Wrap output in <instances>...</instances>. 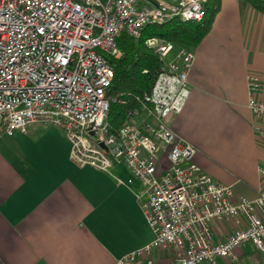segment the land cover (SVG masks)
<instances>
[{"label": "built area", "instance_id": "built-area-1", "mask_svg": "<svg viewBox=\"0 0 264 264\" xmlns=\"http://www.w3.org/2000/svg\"><path fill=\"white\" fill-rule=\"evenodd\" d=\"M206 0H0V133L41 122L60 127L72 160L108 171L123 161L131 169L154 237L113 264H240L253 252L264 264V185L255 198L236 194L194 161L196 147L169 125L189 95L191 47L166 37L145 44L161 65L151 91L128 110L116 131L109 122L110 56L123 51V32L138 39L150 23L199 20ZM253 128L264 148V73L247 76ZM264 175V156L259 166ZM258 252V253H256ZM261 255H263L261 257Z\"/></svg>", "mask_w": 264, "mask_h": 264}, {"label": "crops", "instance_id": "crops-1", "mask_svg": "<svg viewBox=\"0 0 264 264\" xmlns=\"http://www.w3.org/2000/svg\"><path fill=\"white\" fill-rule=\"evenodd\" d=\"M158 1L174 0H143ZM191 48L190 92L167 121L196 147L193 159L204 171L255 198L264 185V148L247 103V76L264 73V11L246 0H220L209 31ZM70 150L55 125L0 133V264H113L153 239L138 198L144 185L128 182L127 164L104 171L75 163ZM247 255L240 264H254Z\"/></svg>", "mask_w": 264, "mask_h": 264}, {"label": "trees", "instance_id": "trees-1", "mask_svg": "<svg viewBox=\"0 0 264 264\" xmlns=\"http://www.w3.org/2000/svg\"><path fill=\"white\" fill-rule=\"evenodd\" d=\"M264 11V0H246ZM220 0L204 2V16L199 20H182L178 17L162 23H150L143 29L140 38L135 39L127 32L118 38L123 53L119 57L110 56L114 69L109 93L118 94L120 100L111 104L109 122L116 131L122 125L128 110L140 105V98L149 91L155 81L161 60L157 53L147 47V36L159 34L168 40L193 47L209 31L213 17L219 9Z\"/></svg>", "mask_w": 264, "mask_h": 264}, {"label": "rangeland", "instance_id": "rangeland-1", "mask_svg": "<svg viewBox=\"0 0 264 264\" xmlns=\"http://www.w3.org/2000/svg\"><path fill=\"white\" fill-rule=\"evenodd\" d=\"M141 3H143V0H141ZM256 253H258V252H256ZM252 254H253V252H248V255L244 257L246 262H249V261L253 260V258H252L253 255Z\"/></svg>", "mask_w": 264, "mask_h": 264}]
</instances>
